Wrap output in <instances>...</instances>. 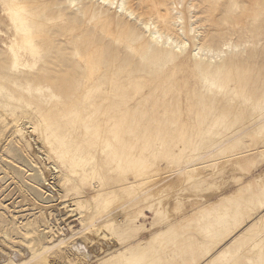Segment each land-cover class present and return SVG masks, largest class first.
I'll list each match as a JSON object with an SVG mask.
<instances>
[{
  "label": "rangeland",
  "instance_id": "1",
  "mask_svg": "<svg viewBox=\"0 0 264 264\" xmlns=\"http://www.w3.org/2000/svg\"><path fill=\"white\" fill-rule=\"evenodd\" d=\"M122 1L0 0V264H264V0Z\"/></svg>",
  "mask_w": 264,
  "mask_h": 264
},
{
  "label": "bare ground",
  "instance_id": "2",
  "mask_svg": "<svg viewBox=\"0 0 264 264\" xmlns=\"http://www.w3.org/2000/svg\"><path fill=\"white\" fill-rule=\"evenodd\" d=\"M133 1H136V2H138V4L139 5H141L142 6V4H144V2L145 1H147V0H133ZM121 10L124 12V13H128V14H131V16H134V14L132 13V12H130L129 11V8H127L126 7V4L124 3V0L122 1V3H121ZM175 9H176V11L177 10H179L177 7H175ZM24 10H25V7L24 6H18V7H16L15 8V11H16V13L17 14H21V13H24ZM145 15V14H144ZM13 20V22H14V19H12ZM144 21H146V22H143V25L146 27V28H151V25L152 24H150V20L148 19V18H146V16L144 17V19H143ZM56 25V24H55ZM11 51H12V54H13V57H14V59L15 60H17V58H18V55H17V53H15V51L13 50V48H11ZM14 67H17V63H15L14 64ZM29 125V122L27 121V120H23V121H21L19 124H18V131L20 132L22 129L23 130H29L28 128H27V126ZM31 128V127H30ZM35 133V128H33V130H32V132L30 133L31 135H33ZM44 142V141H43ZM62 153V152H61ZM63 155H66V154H64V153H62ZM41 161H42V163L44 164L43 166H44V169H45V171H46V173H48V174H51L52 172H54V171H56V169H58L57 168V166L56 165H54L53 166V168L52 167H49L50 166V164H48V163H46V160H42L41 159ZM69 161H70V167L72 168V174L73 175H75L76 174V170H75V168H78L79 167V163L78 162H76V161H74V160H72V159H69ZM142 172H144V174H143V177H145V176H147V175H150V174H152V172H150V171H148V169H143L142 170ZM55 173V172H54ZM138 173H140L139 175H141V171H138ZM137 177H139V176H137ZM156 178H158L157 176H154V179H151V178H143V179H140V180H138L137 181V184H135L134 186V188L135 189H137L138 191H140V192H142L141 193V195H144V194H147V195H145V197L142 199L141 198V196H140V199H142V201H140V199H139V201L140 202H147V201H150V199L153 197V196H157L159 193H157L158 191V180L156 179ZM175 178V177H174ZM160 179V178H159ZM162 179V178H161ZM162 181H164V180H162ZM161 184V183H160ZM163 187V186H162ZM157 189V190H156ZM126 192H129V190H125ZM157 191V192H156ZM139 196H138V198H139ZM97 197H99V196H95L94 198H97ZM137 198V197H136ZM107 200L110 202V203H115L114 201H115V197L114 196H112V197H108L107 198ZM135 200V199H134ZM131 201V200H130ZM136 201V200H135ZM153 207H158V204H156L157 203V199H155V200H153ZM76 250H78V249H73V251H76ZM79 251V250H78ZM80 252V251H79ZM82 253V252H81Z\"/></svg>",
  "mask_w": 264,
  "mask_h": 264
}]
</instances>
